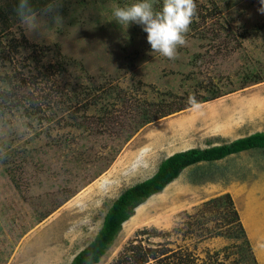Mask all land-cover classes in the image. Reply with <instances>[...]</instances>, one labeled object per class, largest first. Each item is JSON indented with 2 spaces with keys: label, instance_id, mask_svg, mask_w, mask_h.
Instances as JSON below:
<instances>
[{
  "label": "rangeland",
  "instance_id": "1",
  "mask_svg": "<svg viewBox=\"0 0 264 264\" xmlns=\"http://www.w3.org/2000/svg\"><path fill=\"white\" fill-rule=\"evenodd\" d=\"M136 2L55 0L28 23L16 21L5 32L0 23L3 46L14 37L36 51L21 49L13 64L0 61V75L15 67L32 79L35 56L41 71L62 58L73 62L47 84L28 86L46 109L42 120L0 116V264H69L94 239L112 202L164 159L264 133L261 0H196L175 59L152 51L143 26L116 21V7ZM191 95L205 101L197 110L187 103ZM153 103L160 113L183 109L144 123ZM67 109L80 112L78 121ZM243 187L264 188V150L185 169L135 209L97 264H120L137 244L165 252L166 264H260L254 245L229 234L204 206L228 193L235 207L240 200L232 194ZM256 206L253 220L264 215Z\"/></svg>",
  "mask_w": 264,
  "mask_h": 264
},
{
  "label": "trees",
  "instance_id": "2",
  "mask_svg": "<svg viewBox=\"0 0 264 264\" xmlns=\"http://www.w3.org/2000/svg\"><path fill=\"white\" fill-rule=\"evenodd\" d=\"M55 0H29V6L35 13L42 11L44 8L52 5ZM18 0H10L5 3H0V23L3 22L5 27L1 29L3 32L9 30L16 22L20 21L17 15ZM155 10H160L161 6H155ZM0 30V32H1ZM0 41V61L11 63L14 62V57L21 49H28L35 55L33 45L29 46L25 39L17 42L14 37H11L6 45H2ZM31 52V54H32ZM41 56V55H40ZM35 69L38 71L36 75L30 76L32 79L24 77L22 72L13 68V73H4L0 75V116L11 112H20L27 118L37 117L42 120L44 111L42 112L41 104L35 101L32 91L28 88L30 85H38L40 83L47 84L52 76H61L66 70L67 66L73 64L72 61L58 60L55 64L49 65V68L44 67V71L39 67L41 65L39 56H35ZM53 68V69H52ZM50 70V71H49ZM49 71V72H48ZM48 72V73H47ZM36 88L35 86L33 89ZM110 92H105L96 96L94 102L97 104L103 98H108ZM208 101V100H206ZM205 102V101H201ZM83 110L86 111L88 104H82ZM152 107L151 118H145L144 123H149L154 120L165 117L175 111H180L183 108H177L175 111L163 109H156L157 103L150 104ZM104 111L103 117L107 114V109ZM70 119L78 121L80 113L78 110L71 114L68 110ZM87 119H92L86 117ZM143 120V119H142ZM102 121V119H101ZM142 122V121H141ZM250 150H264V133L257 132L246 137L236 139L234 141L209 145L207 148H192L186 151L174 153L164 159L158 166L157 171L149 178L138 182L129 188L125 189L110 205L103 217V221L99 231L94 239L81 251H79L69 264H97L100 258L105 254L109 246L113 243L118 233L121 231L123 224L134 214V211L140 204L145 202L153 195L161 193L169 184L175 181L180 174L187 168L201 164L214 163L224 160L230 156L247 152ZM204 206H212L213 212L217 214L218 219H223V224L228 227L229 234H238L245 240V245L250 248L248 238L240 221L237 210L234 207L233 200L228 193L211 198L204 202ZM237 237V236H236ZM128 254L120 258V264H147L150 259L157 261V264H166L162 256L165 252L156 250L151 247H141L140 244L132 245L128 250ZM187 263H193L188 259ZM167 264H171L167 261Z\"/></svg>",
  "mask_w": 264,
  "mask_h": 264
},
{
  "label": "clouds",
  "instance_id": "3",
  "mask_svg": "<svg viewBox=\"0 0 264 264\" xmlns=\"http://www.w3.org/2000/svg\"><path fill=\"white\" fill-rule=\"evenodd\" d=\"M155 0H137L136 3L124 7H116L113 16L120 25L135 23L143 26L147 33V43L153 52H159L168 59H175L178 46L186 43L193 18L197 15L196 0H163L161 10L154 8ZM264 4V0H261ZM16 12L22 23L34 20L35 12L29 6V0H18ZM57 16L55 22H61ZM190 110L202 106L195 95L188 97Z\"/></svg>",
  "mask_w": 264,
  "mask_h": 264
},
{
  "label": "crops",
  "instance_id": "4",
  "mask_svg": "<svg viewBox=\"0 0 264 264\" xmlns=\"http://www.w3.org/2000/svg\"><path fill=\"white\" fill-rule=\"evenodd\" d=\"M243 195L232 194V198L240 200L235 203V208L238 212L241 222L244 224L247 238L255 249V253L260 261V264H264V215L257 220H253L252 216L254 209L258 205L264 207V188L258 187H243ZM235 202V201H234ZM255 222V224H253ZM256 245V246H255Z\"/></svg>",
  "mask_w": 264,
  "mask_h": 264
}]
</instances>
